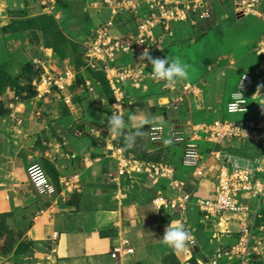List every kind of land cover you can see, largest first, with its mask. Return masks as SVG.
<instances>
[{
    "label": "crops",
    "instance_id": "crops-1",
    "mask_svg": "<svg viewBox=\"0 0 264 264\" xmlns=\"http://www.w3.org/2000/svg\"><path fill=\"white\" fill-rule=\"evenodd\" d=\"M35 1L1 0L0 5V65H7L11 75L26 86L29 81L24 75V68L32 64L34 70L40 72L33 77L34 89L36 81L45 72L57 74L68 65H73L46 45L44 33L39 29L8 33L2 30L14 21L49 11L44 4L38 6ZM38 1L43 3V0ZM143 7L146 9L147 4L144 3ZM19 10L26 13L10 17L11 11ZM99 10L102 20L105 9ZM131 27L130 24L124 25L123 30ZM140 60L135 61L139 63ZM86 75L85 72L82 76L79 74L75 84L66 91L73 97L70 106L56 94L39 97L36 92L30 97L26 91L19 94L14 86H9L0 97L9 110L0 116V224L5 217L7 226L18 233L14 250L22 242L31 244V255L23 254L22 263L174 264L175 261L176 264H210L221 250L239 239L242 230L239 216L225 213L222 217L207 218L194 204L186 215L170 207L158 208L154 199L159 194L169 198L179 195V191L170 186V181L157 183L141 173L118 177L119 153L116 149L121 146L118 138L107 132V119L114 112V103L108 100L99 83L95 84L94 92L88 91ZM237 86L234 90L230 89L226 104H215L217 95L212 91L206 94L204 90L201 97H187L180 106L182 114L172 119L166 111L169 109L162 105L165 100L163 95L151 93L144 96L133 91L132 99L122 107L121 115L127 124L125 134L141 127L147 131L149 138L153 126H163L170 132L174 121H179L175 123L181 126L178 130L191 136L194 127L201 124L193 120L196 116L201 117L204 110L213 111L214 120L230 119L225 115L219 118L216 115L219 114L218 108L224 106V113L227 112V105ZM252 100L253 96L251 103ZM248 117L239 120L253 119ZM145 120L149 121L147 125L143 124ZM163 122L170 125L166 126ZM200 144L210 167L207 177H199L193 169L183 165L185 144L181 149L173 144L168 147L169 143L156 144V149L164 155L162 162L172 166L176 176L186 182V192L194 198H211L216 192L219 165L215 159L208 157L209 151L217 147L205 141ZM242 144L237 141L227 145L223 147L224 153L256 161L237 154ZM34 162L43 164L59 187L62 186L61 180L78 174L81 188L65 198L49 199L39 195L28 177V167ZM247 202L252 206L256 204L255 200ZM171 222L182 225L192 236L194 242H189L183 252H174L160 240ZM256 226L259 233L262 230L260 227L264 226V217L257 219ZM260 233L264 236L263 231ZM124 238L130 240L135 252L114 259L111 255L113 248L120 245ZM17 261L15 251L10 255L0 254V264H16ZM255 264H264V259L257 260Z\"/></svg>",
    "mask_w": 264,
    "mask_h": 264
},
{
    "label": "built area",
    "instance_id": "built-area-1",
    "mask_svg": "<svg viewBox=\"0 0 264 264\" xmlns=\"http://www.w3.org/2000/svg\"><path fill=\"white\" fill-rule=\"evenodd\" d=\"M238 16H257L264 20V0H233ZM100 9H105L101 22L90 39L85 43L82 53L85 71L91 68L105 73L109 85L115 95L114 112L120 110L126 101L132 99L133 91L147 94L152 88L165 97L163 106L168 109L179 108L187 97L193 95L201 97L204 84L201 82L178 81L170 87H165L163 81H155L149 74L151 64L147 60H140L147 49L153 57L163 50V39L157 37L156 32L162 26L165 34L174 35L175 23L185 22L191 12L200 11L202 18L211 17L209 0H190L177 2L171 0H102L93 2ZM147 4L144 9L143 4ZM49 14L61 19V12L57 10V0H43ZM135 16L138 23L129 30H123L122 15ZM256 55L262 59L264 68V37L258 41ZM124 58V59H123ZM78 68L68 65L57 74L45 72L35 83V90L39 97L56 94L67 105L73 102V97L66 94L69 87L75 84ZM237 89L232 93L227 105L230 115L245 114L250 110L252 91L256 86V77L249 72L241 76ZM85 86L88 91H95V81L86 77ZM262 101V100H261ZM194 133L187 136L182 130L173 132L177 142L185 144L182 163L191 168L199 177H207L210 170L208 159L202 152L200 142L205 141L215 145L209 151V157L217 161L219 169L216 174L217 187L214 197L194 198L185 191L186 182L176 176L175 169L165 162H145L129 158L124 148L118 147L119 173L118 177L133 173H145L152 181H170L171 187L179 191L177 198H169L159 194L154 199L158 208L170 207L175 212L186 215L192 204L196 205L207 218L222 217L225 213L239 216L242 223L239 239L236 243L224 248L214 257L210 264H255L264 259V226L259 230L256 226L258 218L264 217V160L251 161L227 155L223 147L234 142L260 140L264 141V110L260 109L258 118L235 120L218 119L213 122H203L194 127ZM149 138L152 142L162 143L169 134L163 126H153ZM28 177L36 192L49 199L66 197L75 189L81 188L80 176L61 180L56 184L47 169L40 162H34L28 167ZM118 177L116 180L119 183ZM255 200L252 206L247 201ZM194 242V241H190ZM135 249L130 240L124 238L120 245H116L111 253L114 259L131 255Z\"/></svg>",
    "mask_w": 264,
    "mask_h": 264
},
{
    "label": "rangeland",
    "instance_id": "rangeland-1",
    "mask_svg": "<svg viewBox=\"0 0 264 264\" xmlns=\"http://www.w3.org/2000/svg\"><path fill=\"white\" fill-rule=\"evenodd\" d=\"M57 1L58 7L61 8L59 10L61 12L60 20L47 13L49 11L46 14L41 10L42 13L37 16L49 15L56 21L59 33L57 30L55 32L51 29V25H54L53 22L48 21L41 25L46 27L49 40L55 46L54 50L59 51L67 63L77 66L81 64V55L85 50V43L96 33L95 31L101 22L99 6L93 3L98 0ZM188 1L190 0L186 2ZM34 3L38 6L43 5L38 0ZM209 6L211 9L210 18H202L200 11L191 12L187 21L174 24L173 36L165 34L163 27L159 26L156 29V35L163 39V50L158 53L154 51L153 53L156 55L153 58L168 57L169 60H172L179 57L184 63L190 65V76L187 81L203 83L206 94L212 91L217 95L215 104L217 102L226 104L230 96V89H235L242 79V74L244 72L251 73L256 77L257 83L252 91L253 100L249 112L230 115L227 112L224 113V106L218 108L219 114L216 117L225 115L230 119L237 120L246 116H249L248 118L259 117V110H264V104L261 103L264 101V68H262V59L256 55L255 49L258 41L264 37V20L254 15L238 16L233 0H209ZM19 11L22 13L20 14ZM19 11H11L10 17H18L26 13L25 10ZM137 23L138 20L134 18L133 20L128 19L124 25L130 24L135 27ZM220 78L221 80H219ZM100 81L103 82L102 86L105 88L104 79L100 78ZM218 88L219 90H217ZM105 90L103 91L107 96V90ZM110 94H112L111 90ZM180 109L179 107L166 110L169 118L172 119L182 114ZM195 118L194 123H203L204 121L210 123L214 121L215 114L213 111L204 110L201 117L196 116ZM174 122L178 123L179 121ZM163 123L166 126L170 125L168 122ZM175 123L170 127L171 130L162 143L152 142L146 134L147 131L141 127L138 128L141 129L143 135L136 138L134 145L129 147L124 139L120 140L119 138L118 143L121 147L123 146L122 148L128 157L150 162H162L164 155L156 149V144L165 145L167 141H171L168 147H172L171 144L177 146L178 149L184 147V144L177 142L173 136V132L181 127ZM136 130L137 128L129 131L128 134H132ZM237 154L252 160L264 159V141H248L241 145ZM141 174L150 179L147 174ZM25 252L27 255H31L32 251L27 249ZM23 258V255L18 257L21 263L24 262ZM173 263L176 264L175 261Z\"/></svg>",
    "mask_w": 264,
    "mask_h": 264
},
{
    "label": "trees",
    "instance_id": "trees-1",
    "mask_svg": "<svg viewBox=\"0 0 264 264\" xmlns=\"http://www.w3.org/2000/svg\"><path fill=\"white\" fill-rule=\"evenodd\" d=\"M26 2L29 3V0H26ZM57 10H61V8L57 7ZM134 18L136 19L135 16L124 14V15H122L120 20H122V22H125L124 24H126L128 19L133 20ZM48 21L54 23V25H51V29L54 30L55 32L57 30V32L59 33L56 21L54 19H52L49 15H40V16H36L33 18L17 20V21L12 22L8 26L3 27L2 30L4 32L8 33V32L25 31V30H30V29H39L44 33V36L46 39V45L48 47L55 49V46L49 40L48 31H47L46 27L41 25L42 23H47ZM54 51L64 60V58L59 53V51H57V50H54ZM83 66H84V61H83L82 55H81V64L76 66L78 68V71H79L78 76H79V74H81V76H82V73L85 72V73H87V75H86L87 77L92 78L95 81V84L99 83L101 86H102L103 82L100 81V78H103L104 82H106L105 88L107 91L105 90V88L103 86H102V88H103V90L106 91L108 100L113 104L116 101V98H115V95L111 89V86L109 85L110 82H108L105 73L102 71H95L91 68H88L85 71H83L82 70ZM39 74H40L39 70L35 71L32 64L27 65L24 68V75L27 77L29 83L26 86H23L19 83V79H16L11 75V73L8 70L7 65H0V97L4 95L6 89L9 86L10 87L11 86L16 87L17 92L19 94H23L26 91V92H28V95L30 97L35 96L36 90L34 89V87L32 85V81H33V77L36 75H39ZM110 90H111V93L113 95L112 94L109 95ZM151 93H155L157 95L160 94L157 91V89L152 88L150 90V92L147 94H144V96L150 95ZM111 95H112V97H111ZM8 112H9V110L5 108L2 100L0 99V116L5 115ZM119 139L122 140L124 138L122 136V137H119ZM0 240H1L0 241V254L10 255L15 251L17 258L20 257L21 255L25 254L26 253L25 251H27V249H29L31 246L30 243L22 242L19 244L17 249L14 250V247L18 243V233H16L15 231H13L12 229H10L7 226L5 217H4V221L0 224ZM16 264H23V263H21L20 260L18 259Z\"/></svg>",
    "mask_w": 264,
    "mask_h": 264
},
{
    "label": "clouds",
    "instance_id": "clouds-1",
    "mask_svg": "<svg viewBox=\"0 0 264 264\" xmlns=\"http://www.w3.org/2000/svg\"><path fill=\"white\" fill-rule=\"evenodd\" d=\"M147 60L151 64L150 75L155 81H163L165 87H170L178 81L187 80L190 76V65L184 63L179 57L172 60L166 58H153L146 49L141 58ZM264 104V101L261 102ZM149 121H143L147 125ZM127 127L124 117L117 110L111 114L107 119V132L119 138H124L126 144L131 147L135 144L136 138L143 135L140 128L132 134H125ZM171 143V141H167ZM162 243L176 253L183 252L188 243L192 240L191 234L185 230L180 224H173L172 222L166 227L163 237L160 238Z\"/></svg>",
    "mask_w": 264,
    "mask_h": 264
}]
</instances>
